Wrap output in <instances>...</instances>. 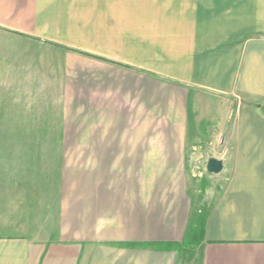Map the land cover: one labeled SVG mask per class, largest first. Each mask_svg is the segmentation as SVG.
Listing matches in <instances>:
<instances>
[{"label": "crops", "instance_id": "crops-1", "mask_svg": "<svg viewBox=\"0 0 264 264\" xmlns=\"http://www.w3.org/2000/svg\"><path fill=\"white\" fill-rule=\"evenodd\" d=\"M0 36L65 140L52 228L0 223V264H264V0H0ZM188 145L222 162L203 212Z\"/></svg>", "mask_w": 264, "mask_h": 264}, {"label": "rangeland", "instance_id": "rangeland-1", "mask_svg": "<svg viewBox=\"0 0 264 264\" xmlns=\"http://www.w3.org/2000/svg\"><path fill=\"white\" fill-rule=\"evenodd\" d=\"M25 48L0 36V223L29 226L35 220L46 230L54 223L62 155L57 148L65 140L55 90L23 87L29 85L22 81L25 59L17 54ZM186 156L194 207L203 212L208 198L200 184L212 175L206 163L214 155L188 145Z\"/></svg>", "mask_w": 264, "mask_h": 264}, {"label": "trees", "instance_id": "trees-1", "mask_svg": "<svg viewBox=\"0 0 264 264\" xmlns=\"http://www.w3.org/2000/svg\"><path fill=\"white\" fill-rule=\"evenodd\" d=\"M201 221H202V217L197 216V218L191 222L182 240V245L189 246L195 243L196 241H198L201 231Z\"/></svg>", "mask_w": 264, "mask_h": 264}, {"label": "water", "instance_id": "water-1", "mask_svg": "<svg viewBox=\"0 0 264 264\" xmlns=\"http://www.w3.org/2000/svg\"><path fill=\"white\" fill-rule=\"evenodd\" d=\"M222 169L221 160L210 158L206 163V171L209 173H218Z\"/></svg>", "mask_w": 264, "mask_h": 264}]
</instances>
